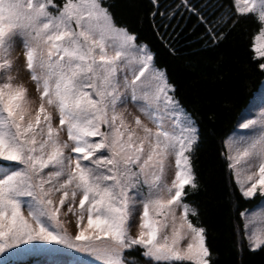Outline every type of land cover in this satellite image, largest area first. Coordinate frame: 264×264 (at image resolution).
Returning a JSON list of instances; mask_svg holds the SVG:
<instances>
[{
  "label": "snow or ice",
  "instance_id": "snow-or-ice-1",
  "mask_svg": "<svg viewBox=\"0 0 264 264\" xmlns=\"http://www.w3.org/2000/svg\"><path fill=\"white\" fill-rule=\"evenodd\" d=\"M234 8L181 0L168 15L196 16L214 42L251 15L264 56V0ZM197 142L166 70L103 0H0V253L66 248L86 254L78 264H126L139 248L145 264H214L184 202L199 190ZM222 146L240 196L264 197V107ZM239 215L241 241L264 250V207Z\"/></svg>",
  "mask_w": 264,
  "mask_h": 264
},
{
  "label": "trees",
  "instance_id": "trees-1",
  "mask_svg": "<svg viewBox=\"0 0 264 264\" xmlns=\"http://www.w3.org/2000/svg\"><path fill=\"white\" fill-rule=\"evenodd\" d=\"M180 2L103 0L116 24L150 47L157 67L166 70L169 82L175 86L181 106L197 122L198 142L191 162L199 190L190 192L184 202L199 213L189 219L206 229L205 242L214 264H264V250L249 251L247 242L241 241L243 225L239 215L242 210L258 206L262 197L240 196L222 155L224 139L235 129L264 80V72L258 67L264 58L252 50L260 25L251 15L242 16L230 30L225 28L224 39L214 42L196 16L183 9L176 12L175 18L168 15ZM190 3L201 7L205 0ZM222 3L235 12L234 0ZM124 255L126 264H145L139 248ZM31 258L14 264L38 261Z\"/></svg>",
  "mask_w": 264,
  "mask_h": 264
},
{
  "label": "rangeland",
  "instance_id": "rangeland-1",
  "mask_svg": "<svg viewBox=\"0 0 264 264\" xmlns=\"http://www.w3.org/2000/svg\"><path fill=\"white\" fill-rule=\"evenodd\" d=\"M22 47L17 46L14 48L12 56L13 58L20 57V60H17V64L19 65L22 61ZM256 54V53H255ZM264 58V56H258ZM13 75H15V70H13ZM22 78L25 82L28 80V76L26 73L22 74ZM30 92L34 91V85H29ZM264 107V80L260 85L259 90L254 94L251 99L249 105L246 109L241 113L238 122L235 126V129L238 127V124L242 122L243 118H251L255 115L260 108ZM129 109H131V105H129ZM58 123V121H57ZM174 163V161H173ZM264 207V197L260 201L259 205L253 208L252 210H248L249 213L256 211ZM142 211V209H141ZM26 214V210H25ZM180 210H177V216H179ZM139 217H137L138 223ZM74 233V227L69 229ZM133 234L136 232V228L132 229ZM23 247V246H22ZM48 247H59V246H48ZM31 257H36L38 261H35L32 264H78V261L81 257H86V254L78 253L75 250L62 248L60 251H48V250H33V251H12L9 250L8 253H0V264H14L19 263L20 261H26V259H30ZM34 259V258H31ZM95 264V262H94Z\"/></svg>",
  "mask_w": 264,
  "mask_h": 264
}]
</instances>
